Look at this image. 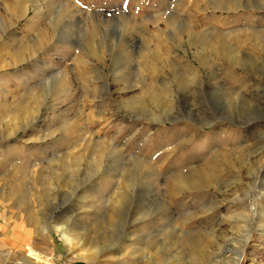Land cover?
<instances>
[{
    "label": "rangeland",
    "instance_id": "1",
    "mask_svg": "<svg viewBox=\"0 0 264 264\" xmlns=\"http://www.w3.org/2000/svg\"><path fill=\"white\" fill-rule=\"evenodd\" d=\"M264 264V0H0V264Z\"/></svg>",
    "mask_w": 264,
    "mask_h": 264
},
{
    "label": "bare ground",
    "instance_id": "2",
    "mask_svg": "<svg viewBox=\"0 0 264 264\" xmlns=\"http://www.w3.org/2000/svg\"><path fill=\"white\" fill-rule=\"evenodd\" d=\"M243 257H244V255L241 254L240 259H238L239 260V264H240V260H242Z\"/></svg>",
    "mask_w": 264,
    "mask_h": 264
}]
</instances>
